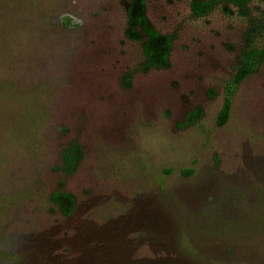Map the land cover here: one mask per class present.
Wrapping results in <instances>:
<instances>
[{"label": "rangeland", "instance_id": "obj_1", "mask_svg": "<svg viewBox=\"0 0 264 264\" xmlns=\"http://www.w3.org/2000/svg\"><path fill=\"white\" fill-rule=\"evenodd\" d=\"M202 1L0 0V264H264V0Z\"/></svg>", "mask_w": 264, "mask_h": 264}, {"label": "trees", "instance_id": "obj_2", "mask_svg": "<svg viewBox=\"0 0 264 264\" xmlns=\"http://www.w3.org/2000/svg\"><path fill=\"white\" fill-rule=\"evenodd\" d=\"M254 0H212V1H202L196 2L192 4L193 13L196 16H202L209 13L217 2H225L227 4H232L236 6L240 12V14L247 16L250 14L249 4ZM134 24L142 25L144 22L143 14L137 13L134 15ZM64 24H69V19L65 18L63 20ZM146 33H147V44L145 46V64L144 69L147 70L149 68H164L167 66L169 61V51L172 45L171 37L163 36L161 33L157 32L153 29L149 24L143 25ZM258 56H264V49L260 50H252L247 54V63L255 60ZM243 75H247L250 72V68H244ZM231 103L232 100L230 97L226 98V102L222 113L219 116L220 124H225L231 112ZM82 148L76 144L72 143L70 146L65 147L62 152V170L67 173H73L78 165V162L81 157ZM52 199L54 202L60 206H62L63 213L68 215L70 213V205L73 203V199L67 193H62L60 191H56L52 194ZM69 202V204L67 203Z\"/></svg>", "mask_w": 264, "mask_h": 264}]
</instances>
